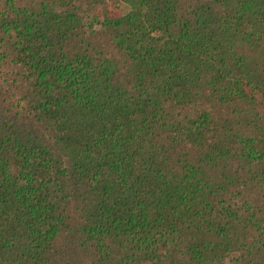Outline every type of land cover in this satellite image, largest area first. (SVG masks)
Returning <instances> with one entry per match:
<instances>
[{
    "label": "trees",
    "instance_id": "trees-1",
    "mask_svg": "<svg viewBox=\"0 0 264 264\" xmlns=\"http://www.w3.org/2000/svg\"><path fill=\"white\" fill-rule=\"evenodd\" d=\"M0 0V264H264V0Z\"/></svg>",
    "mask_w": 264,
    "mask_h": 264
},
{
    "label": "rangeland",
    "instance_id": "rangeland-1",
    "mask_svg": "<svg viewBox=\"0 0 264 264\" xmlns=\"http://www.w3.org/2000/svg\"><path fill=\"white\" fill-rule=\"evenodd\" d=\"M106 2L105 8L110 12L125 14L128 11V7L123 0H106Z\"/></svg>",
    "mask_w": 264,
    "mask_h": 264
}]
</instances>
